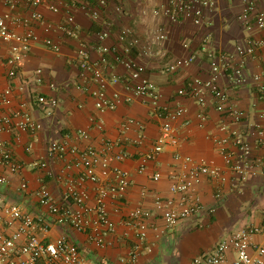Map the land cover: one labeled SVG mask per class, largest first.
<instances>
[{
  "label": "crops",
  "instance_id": "1",
  "mask_svg": "<svg viewBox=\"0 0 264 264\" xmlns=\"http://www.w3.org/2000/svg\"><path fill=\"white\" fill-rule=\"evenodd\" d=\"M94 4L100 0H83ZM245 1L256 5L258 12H264V0H218L217 5L206 12L205 22L196 26L191 21L172 24L163 17H155L153 11L164 5L167 0H108V5L101 11L100 18L92 19L89 12L79 6H71L70 0H47L44 6L36 9L43 17V23L30 21L39 40L32 43L31 52L18 68L17 77L8 76V66L3 64L9 55V46L0 43V86L2 89L11 87L9 103L2 105L4 113L12 114L25 105L30 116L42 125L36 135L25 132L2 134V140L12 149L16 157L24 164V171L11 177L9 184L0 185V199L7 203L18 204L32 215L47 214L37 200L36 191L41 187L42 172L33 170L35 161L47 158L49 145L52 141L66 142L80 148L89 146L102 149L107 139L122 140L126 143L128 158L116 166L127 170L132 176V185L128 195L121 203H109L111 218L118 224L117 230L108 238L107 247L100 248L89 242V236L80 233L70 226H57L49 234V240L62 235L71 237L81 248L87 264H120L128 255L134 243L126 227L119 222L123 215L135 208L154 210V197L160 195L171 198L170 176L182 171L181 165L174 158V149H168L158 161L149 163L144 174H139L140 155L149 150L151 143L159 135V120L152 115V110L141 100L133 103H122L115 111L100 115L95 100L83 86L77 52L82 45L89 49L92 60L101 57L98 47L99 32L104 23L110 21L111 36L105 41L110 48L118 47L119 31L127 27L133 30L134 36L141 41L140 48L132 53V57L146 67V76L153 80L163 93L162 104L178 99L177 93L188 82L195 78L208 79L214 60L209 53L202 50L206 37L209 38V49L212 52L224 53L233 58L234 66L244 65V73L248 82L237 86L232 81V72L220 76L218 84L229 97V104L246 114L240 125L252 148V158L262 159L261 165L248 168L244 179H236L227 174V182L221 186L220 198L215 197L218 184L205 181L198 194L203 203V210L197 216L190 217L172 229H167L161 218L151 221L148 238L144 243V251L138 264H192L194 259L208 255L216 246L230 235L248 226H258L264 221V144L257 143L252 130L256 126L264 128V98L259 93V85L251 79L254 75H264V48L254 58L237 57V49L250 39H264V31L249 32L239 21ZM55 5L60 11L55 13L49 6ZM24 18H29L27 9H20ZM7 8L0 4V16ZM73 15L75 23L69 25L67 19ZM51 25L52 29L47 27ZM160 26L165 27L169 34V42L163 47L154 40V32ZM72 30L69 34L66 30ZM19 33L25 28L17 27ZM47 39L59 45L60 51L55 52L45 45ZM188 43V48L184 44ZM151 48L153 55L144 51ZM166 49V55L160 52ZM196 54L197 60L190 67L170 74L166 68L174 61ZM108 76L122 74L123 67L114 59L113 54L107 56ZM40 72V73H39ZM120 87H111V90ZM56 98L58 106L49 109L37 105V97ZM188 106L187 119L190 126L180 127L181 144L177 149L183 156L192 157L196 161L205 160L226 169L223 156L219 153L217 139L225 137L218 128L221 115L215 110L216 102L210 98L205 108L185 99H179ZM204 112L208 119L201 123L198 114ZM50 113V114H49ZM140 121L144 127L146 141L137 146L139 129L132 127L125 135L119 128L128 119ZM92 119L101 120L103 129H98ZM79 131H85L88 138L78 137ZM32 145V151L26 148ZM52 169L59 173L63 168L61 162L52 163ZM160 173V181H153L154 174ZM4 170L0 167V176ZM77 176V175H76ZM27 181L28 190L22 191L20 184ZM44 183L55 197L61 194L62 186L55 179L47 178ZM146 195H143V193ZM213 210V211H211ZM261 237L257 238L260 241ZM230 258L229 264H232Z\"/></svg>",
  "mask_w": 264,
  "mask_h": 264
},
{
  "label": "built area",
  "instance_id": "2",
  "mask_svg": "<svg viewBox=\"0 0 264 264\" xmlns=\"http://www.w3.org/2000/svg\"><path fill=\"white\" fill-rule=\"evenodd\" d=\"M47 0H0V4L7 11L0 16V43L9 46V55L3 64L8 66V76L17 77L18 68L31 52L32 43L39 40L30 25V21L43 23V17L36 9L44 6ZM71 6L86 9L91 18H100L101 11L108 5V0H100L88 10L90 4L83 0H70ZM218 0H167V2L153 11L155 17H163L172 24L191 21L196 26L205 22L206 12L217 5ZM20 9L29 11V18H24ZM55 13L60 11L55 5L49 6ZM239 21L249 32L264 31V12H258L256 5L245 1V6L238 17ZM69 25L75 23L73 15L67 19ZM113 23L106 21L105 29L99 33L101 54L99 60H92L89 49L82 45L78 52V63L81 70L83 86L88 89L95 100V106L100 115L115 111L122 103H133L141 100L152 110V115L159 122V135L151 143L148 151L141 153L139 174L146 172L149 163L156 162L168 149H174V158L181 165L182 171L170 176L171 198L160 195L154 197V210L135 208L127 211L119 222L126 227L129 235L134 239L127 257L120 264H138L144 243L148 238L151 221L161 218L167 229L175 228L185 219L197 216L203 210V203L198 194V188L207 180L218 184L215 197L220 198L221 186L227 182V174L236 179H244L248 168L263 163L262 159L252 158V148L246 139L240 125L246 114L229 104L227 92L219 84V78L225 72H232V81L237 85H244L249 80L244 73V65L234 66L233 58L224 54L212 52L209 49V38L206 37L202 50L209 53L214 60L208 79L195 78L188 82L177 93L178 99L162 104L163 93L158 85L146 76V67L132 57L134 50L140 48L141 41L134 36L130 28L119 31L118 41L122 48H110L105 45L111 36ZM25 28L19 33L16 28ZM48 30L52 26L47 27ZM69 34L73 31L63 27ZM154 40L161 47L169 42V34L165 27L160 26L154 32ZM45 45L55 52H59V45L47 39ZM185 43L184 47L188 48ZM264 48V39L250 37L245 45L238 47L237 57L254 58ZM145 54L154 53L149 48ZM166 49L160 56L166 55ZM113 54L116 62L123 67L122 74L108 76L109 63L107 56ZM197 60L196 54L178 59L169 64L166 72L173 74L180 69L190 67ZM40 73V72H39ZM253 83L259 85V93L264 98V75H254ZM120 87V90H111ZM12 88L2 89L0 86V167L4 174L0 176V185L9 184L11 177L24 171V164L16 157L12 147L1 138L2 134L25 132L36 135L42 125L34 120L22 105L12 114L4 113L2 105L9 103ZM210 98L216 102L215 110L222 116L218 128L225 133V137L217 139L219 153L223 156L226 169L205 160L196 161L192 157L183 156L177 149L181 144L180 127L188 128V106L179 99H185L205 108ZM37 105L54 109L58 106L56 98L38 96ZM50 114V113H49ZM201 123L207 121L204 112L198 114ZM264 119V113L262 114ZM93 124L102 130L101 120L92 119ZM132 127L139 129L134 144L143 146L146 141L144 125L135 119H128L119 128L121 135H125ZM259 145L264 144V128L256 126L252 130ZM78 137L85 139L88 134L79 131ZM126 143L122 140L107 139L102 149L93 146L80 148L66 142L52 141L49 145L47 158L35 161L33 170L42 172L41 187L36 191L39 205L47 214L37 216L25 212L20 205L7 203L0 199V264H87L80 246L68 235L49 240V234L57 226H70L80 233L89 236V242L97 247L108 245V238L117 230L118 224L111 218L109 203H121L126 199L132 185L129 171L116 166L128 158ZM32 145L26 150L32 151ZM61 162L63 168L59 173L52 169V163ZM77 175V176H76ZM55 179L61 184V194L55 197L44 183L45 179ZM162 175L156 173L152 179L160 181ZM27 181H22L20 189L27 191ZM143 195H146L144 192ZM213 211V210H211ZM261 237L260 241L257 238ZM264 264V221L258 226H248L230 235L220 242L214 251L194 259L192 264Z\"/></svg>",
  "mask_w": 264,
  "mask_h": 264
},
{
  "label": "trees",
  "instance_id": "3",
  "mask_svg": "<svg viewBox=\"0 0 264 264\" xmlns=\"http://www.w3.org/2000/svg\"><path fill=\"white\" fill-rule=\"evenodd\" d=\"M97 3L90 4V7L88 8V10H90L91 8H93ZM104 29H105V27L103 26V29L99 33H101Z\"/></svg>",
  "mask_w": 264,
  "mask_h": 264
}]
</instances>
